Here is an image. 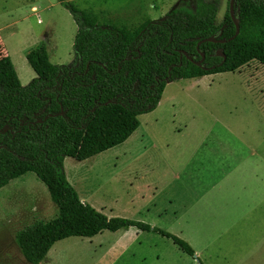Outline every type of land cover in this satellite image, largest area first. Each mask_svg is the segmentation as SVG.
<instances>
[{
	"label": "trees",
	"instance_id": "obj_1",
	"mask_svg": "<svg viewBox=\"0 0 264 264\" xmlns=\"http://www.w3.org/2000/svg\"><path fill=\"white\" fill-rule=\"evenodd\" d=\"M60 4L76 25L69 65L51 64L39 46L26 54L35 78L22 86L9 57L0 55V189L33 174L58 211L55 219L15 233L20 255L27 264H39L65 239L136 228L169 239L193 257L190 246L170 233L108 219L81 202L65 178L63 160L85 161L124 143L139 127L138 116L156 109L168 82L234 72L251 62L264 66V0H235L239 32L231 41L235 26L228 9L217 24L218 7L206 0H179L160 19L131 29L100 24L92 12ZM213 36L227 42L197 47ZM218 49L224 61L214 56ZM182 52L195 61L202 52L205 69Z\"/></svg>",
	"mask_w": 264,
	"mask_h": 264
},
{
	"label": "rangeland",
	"instance_id": "obj_2",
	"mask_svg": "<svg viewBox=\"0 0 264 264\" xmlns=\"http://www.w3.org/2000/svg\"><path fill=\"white\" fill-rule=\"evenodd\" d=\"M78 10L92 12L100 24L135 28L145 20L166 15L179 0H64ZM217 5L216 23L228 0H206ZM35 6L37 11L31 10ZM76 25L60 0H0V55L8 56L22 86L35 74L26 54L44 46L49 62L67 66L73 61ZM139 127L122 144L85 161L63 160L62 171L81 202L106 218L140 222L167 233L170 227L166 193L168 165L162 153L187 143V132L221 129L235 132L243 143L264 151V66L253 62L234 72L166 84L156 109L138 118ZM213 142L210 144H214ZM157 146L158 150H150ZM57 208L45 186L33 175L10 181L0 189V264H27L14 235L36 221H51ZM161 225L162 229L157 227ZM128 244L115 264H190L169 239L136 228L104 231L92 239L69 238L53 245L40 264H95L108 247Z\"/></svg>",
	"mask_w": 264,
	"mask_h": 264
},
{
	"label": "crops",
	"instance_id": "obj_3",
	"mask_svg": "<svg viewBox=\"0 0 264 264\" xmlns=\"http://www.w3.org/2000/svg\"><path fill=\"white\" fill-rule=\"evenodd\" d=\"M31 10L37 11L35 6ZM196 137L187 132L185 146L175 147L176 159L172 149L160 152L163 164L172 168L160 188L168 199V230L194 256L179 251L190 264H264V151L239 141L227 128L214 137L200 134L199 145L192 144ZM128 244L108 247L95 264H115Z\"/></svg>",
	"mask_w": 264,
	"mask_h": 264
},
{
	"label": "water",
	"instance_id": "obj_4",
	"mask_svg": "<svg viewBox=\"0 0 264 264\" xmlns=\"http://www.w3.org/2000/svg\"><path fill=\"white\" fill-rule=\"evenodd\" d=\"M234 4H235V0H228V13H229V16H230L231 21L233 22V24L235 26V34L231 38H229L228 41H231L232 39H234L237 36L238 32H239V19L234 14ZM205 42L224 44L227 41L226 40H216L215 37L213 36V37H209L207 39L201 40L197 44V47L201 43H205ZM182 54L185 56V58L189 62L195 64L198 67H201L202 69H205V67L202 66V63H203V60H204V54L202 52H199L198 53L199 56H200V59L198 61L193 60V58L192 57H189L185 52H182ZM214 56L217 57V58H221L223 61L225 60V55L223 54L222 50H220V49L215 50ZM110 103H113V100H109L104 105H107V104H110Z\"/></svg>",
	"mask_w": 264,
	"mask_h": 264
},
{
	"label": "flooded vegetation",
	"instance_id": "obj_5",
	"mask_svg": "<svg viewBox=\"0 0 264 264\" xmlns=\"http://www.w3.org/2000/svg\"><path fill=\"white\" fill-rule=\"evenodd\" d=\"M40 122V121H39Z\"/></svg>",
	"mask_w": 264,
	"mask_h": 264
}]
</instances>
